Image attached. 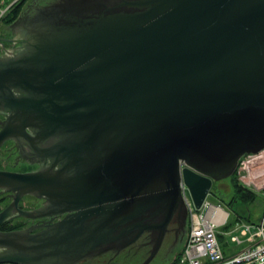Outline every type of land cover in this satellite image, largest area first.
<instances>
[{"label": "water", "instance_id": "95a60500", "mask_svg": "<svg viewBox=\"0 0 264 264\" xmlns=\"http://www.w3.org/2000/svg\"><path fill=\"white\" fill-rule=\"evenodd\" d=\"M85 10L0 36V148L12 140L44 163L0 169V194L11 198L0 226L51 217L0 229V263L78 264L152 210L164 219L137 221L141 232H162L182 201L181 178L198 209L240 156L264 148V0ZM27 195L42 206L20 207Z\"/></svg>", "mask_w": 264, "mask_h": 264}, {"label": "rangeland", "instance_id": "374dc122", "mask_svg": "<svg viewBox=\"0 0 264 264\" xmlns=\"http://www.w3.org/2000/svg\"><path fill=\"white\" fill-rule=\"evenodd\" d=\"M79 1H82L79 2ZM95 0H25L24 5L22 7L21 14L18 19L11 24H4L1 21L0 17V36H10L12 38L23 36V28L25 25L32 23L34 20L39 18V16L50 15L52 12L62 11L73 12V11H88V7H93L95 9L100 8L103 1H112V0H99L97 4H92V6H87L90 2H94ZM5 2V4H4ZM19 0H3L0 3V9H2V13L5 11L3 5L8 3V6L12 3H17ZM84 2V3H83ZM79 3V5L77 4ZM0 13V16L2 15ZM15 24V25H14ZM11 26L13 28H11ZM6 48L10 49L14 47V45H4ZM17 50L20 51L22 47L16 45ZM4 51L0 45V57L4 56ZM16 161V163H15ZM0 162L1 168H12L14 165L15 171H23L28 169H37V166L30 165L27 160L20 156L18 149L15 147V144L12 141L6 142L2 148L0 149ZM12 163V165H8ZM5 165V166H4ZM8 165V166H7ZM11 166V167H9ZM33 169V170H34ZM188 195L190 196L188 190ZM234 197V189L231 187L230 178L225 177L218 181L213 182L211 189L207 195V200L215 205H220L227 213L229 220L231 222L240 221V222H258L259 219L263 216L264 213V190L257 191L256 195L252 200H248L247 202L242 201L240 199L233 200ZM21 207L24 209H30L31 206L37 205V201H35L30 196H25L21 199ZM5 205L4 202H0V209ZM190 223V216L187 211L186 218V231L184 233V239L182 243H180V247L183 246L187 232L188 226ZM14 225H21V227H26L29 222L26 219H18L13 221ZM218 231L221 233L219 237V241L221 245L224 247V244L230 243L231 246H235L234 242H230L229 237L225 234L223 225L218 226ZM243 238V236H241ZM170 238L169 236L165 239L164 243H162L158 248L153 249L150 246H145L136 249H128L124 252H121L119 255L113 256L115 260L118 261L119 264H169L175 260L177 255L179 254L180 249L174 250L175 252L170 251L169 247ZM178 246V245H177ZM176 246V247H177ZM175 247V248H176ZM174 248V249H175ZM114 253V250L111 248L99 251L98 253L92 254L91 256L81 260L79 264H102L110 254Z\"/></svg>", "mask_w": 264, "mask_h": 264}, {"label": "built area", "instance_id": "2783aa9c", "mask_svg": "<svg viewBox=\"0 0 264 264\" xmlns=\"http://www.w3.org/2000/svg\"><path fill=\"white\" fill-rule=\"evenodd\" d=\"M235 169L243 185L255 192L264 190V148L257 153L240 156ZM180 193L190 223L176 264H264V213L258 222L236 221L225 231L230 242L243 244L237 253L227 256L219 241L217 227L227 222L228 213L220 205L210 203L207 196L197 209L182 178Z\"/></svg>", "mask_w": 264, "mask_h": 264}, {"label": "flooded vegetation", "instance_id": "af4514ba", "mask_svg": "<svg viewBox=\"0 0 264 264\" xmlns=\"http://www.w3.org/2000/svg\"><path fill=\"white\" fill-rule=\"evenodd\" d=\"M11 28H13V27L11 26ZM1 37L12 38V37L7 36V35L1 36ZM4 43H6L7 46L11 45L10 42H4ZM14 45L16 46V45H20V44L15 43ZM4 118H5V113L3 111H0V121L3 120ZM8 141H12V140H8ZM8 141H6V142H8ZM12 143L15 144V147L17 149L19 148V145L16 142L14 143L12 141ZM2 146H1V148H2ZM18 152H19L20 156L23 157L25 160H27L30 165L37 166L36 168H38L44 164V163L32 162L34 160V158H29L28 156H23L20 149H18ZM15 163H16V161H15ZM12 166L13 167L10 169L9 168H1V167H0V169L15 170V168H14L15 166L14 165H12ZM33 169H28V170H33ZM23 171H27V170H23ZM6 194L8 195V202L5 203L3 208L11 200V198L9 197V193H6ZM6 194L2 193L0 195L4 196ZM34 200L37 201V203H36L37 205L31 206L30 209L40 207V206H42V204L44 202V200L37 199L35 197H34ZM20 202H21V200L19 201V206L21 207ZM64 215H65V213H63L61 216L54 217L51 220V222L56 221L57 219H59L60 217H63ZM50 218L51 217H43V218H36V219H26L25 218V219L28 220V222H29V224L27 226H30V225H34V224L40 225L42 223H47L50 220ZM186 218H187V210H186L183 202L180 200L179 204L177 205L176 209L174 210V212L172 214L170 222L167 224V226L164 228V230L162 232H160V230H144L141 232V226H140L139 222H137V221L141 220L144 223H146V222L157 223V222L163 220L164 214H162L156 210L149 211L145 215L138 217L135 222L133 221V222L125 223L123 226L118 227V230L120 229L124 233V234L122 233L123 234L122 237L119 238V240H117L116 242L110 243L106 246L107 249L111 248L112 250H114V253L110 254V256L107 257V259L104 260L102 264H119L118 261L115 260V257L113 258V256L119 255L121 252H124L128 249H134V247L136 249H138L141 247L150 246L152 248V250L156 249L162 243H164L165 239L168 236L170 238V243H169L170 248L169 249L173 253L174 250L180 245V243H182V241L184 239V233L186 231ZM11 219L15 220V219H19V218L14 217ZM79 263H81V262H79Z\"/></svg>", "mask_w": 264, "mask_h": 264}, {"label": "trees", "instance_id": "16d2710c", "mask_svg": "<svg viewBox=\"0 0 264 264\" xmlns=\"http://www.w3.org/2000/svg\"><path fill=\"white\" fill-rule=\"evenodd\" d=\"M24 2H25V0H19V2L12 3L9 6H8V3H6V5H3L4 8H5V11L0 16L1 17V21L4 24H6V25L15 22L16 19H18L19 15L21 14L22 7L24 5ZM79 2L82 3V1H79ZM98 2H99V0H95L94 2H90V4L87 5V6H92V4H97ZM105 2L106 1H103L102 4H101V6ZM4 4H5V2H4ZM77 4L79 5V3H77ZM4 44H6V43H4ZM8 165H12V163H9ZM0 166H1V162H0ZM9 167H11V166H9ZM228 177L230 178L231 187H233V189H234V197H233L232 200H230V203H232L233 200H236V199H240L242 201L247 202L248 200H252L254 198V196L256 195V192L253 191L252 189L248 188L247 186L243 185L238 180V177L236 175V169ZM3 194H6V192H4ZM27 196H30V195H27ZM30 197L34 199L33 196H30ZM0 202H4V203L8 202V195L7 194L4 195V196L3 195H0ZM19 219H25V218L19 217ZM15 220H18V219H15ZM15 220H12V219L6 220L4 223H2V225L0 226V229L6 231V230H13V229H20V228H22L21 225H14L13 224V221H15ZM234 222L235 221L231 222L229 220V217H228L227 222L223 225L224 230H228L234 224ZM220 236H221V233L218 232V238ZM222 248H223V252L225 253V248L223 246H222ZM178 255H177V257H178ZM175 261H176V258H175V260L173 262H171L169 264H176Z\"/></svg>", "mask_w": 264, "mask_h": 264}, {"label": "crops", "instance_id": "0c3cea01", "mask_svg": "<svg viewBox=\"0 0 264 264\" xmlns=\"http://www.w3.org/2000/svg\"><path fill=\"white\" fill-rule=\"evenodd\" d=\"M217 230H218V227H217ZM182 245V244H181ZM181 245H179L176 249H180V251H181V249H182V247H180ZM243 246V244L242 245H239V244H236L235 246H231L230 245V243H227V244H224V248H225V254L227 255V256H232L233 254H235V253H237L239 250H240V248ZM175 249V250H176ZM223 249V248H222ZM180 251H179V253H180ZM175 252V251H174Z\"/></svg>", "mask_w": 264, "mask_h": 264}]
</instances>
